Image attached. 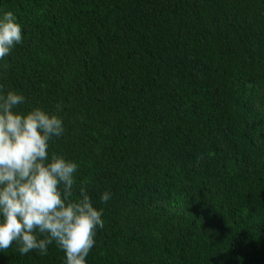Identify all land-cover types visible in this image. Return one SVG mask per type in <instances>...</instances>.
<instances>
[{"label": "trees", "instance_id": "16d2710c", "mask_svg": "<svg viewBox=\"0 0 264 264\" xmlns=\"http://www.w3.org/2000/svg\"><path fill=\"white\" fill-rule=\"evenodd\" d=\"M17 111L61 106L49 157L103 209L87 264H264V0H0ZM110 192L104 203L101 197ZM0 251V264H64Z\"/></svg>", "mask_w": 264, "mask_h": 264}, {"label": "clouds", "instance_id": "9594fccd", "mask_svg": "<svg viewBox=\"0 0 264 264\" xmlns=\"http://www.w3.org/2000/svg\"><path fill=\"white\" fill-rule=\"evenodd\" d=\"M23 41L11 11L0 17V61ZM25 97L0 85V251L13 245L21 255L48 254L55 243L64 264H87L103 209L93 206L86 182L74 188L79 164L62 155L49 157V142L65 132L59 104L54 112L39 107L17 111ZM111 193L104 192L106 203Z\"/></svg>", "mask_w": 264, "mask_h": 264}]
</instances>
